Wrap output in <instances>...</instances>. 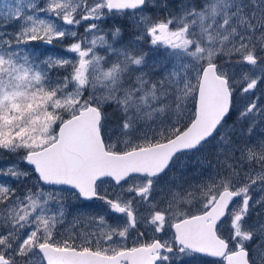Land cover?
<instances>
[{
    "label": "snow or ice",
    "instance_id": "snow-or-ice-1",
    "mask_svg": "<svg viewBox=\"0 0 264 264\" xmlns=\"http://www.w3.org/2000/svg\"><path fill=\"white\" fill-rule=\"evenodd\" d=\"M149 6L0 0V152L19 156L0 168V264H256L253 253L264 264V197H252L264 191V132L253 144L254 123L247 140L236 131L264 118L249 100L264 83V0L185 3L161 18ZM125 29L134 39L116 48ZM98 48L117 59L105 67Z\"/></svg>",
    "mask_w": 264,
    "mask_h": 264
},
{
    "label": "rangeland",
    "instance_id": "rangeland-1",
    "mask_svg": "<svg viewBox=\"0 0 264 264\" xmlns=\"http://www.w3.org/2000/svg\"><path fill=\"white\" fill-rule=\"evenodd\" d=\"M204 2V0H155V3L157 4V7H151V10L149 11L148 9H145V13L147 15L152 16L153 18H161V17H167L168 13H173L176 14L180 11L181 6L185 3H190L192 5H202ZM167 5L166 8H162L161 6L163 5ZM42 6V5H41ZM112 26V20H108L105 23H103L101 25V27L105 30L108 31ZM79 31L81 33H83L84 29L83 27H81L79 29ZM134 33L130 30V29H125L124 33H123V37L121 39V42L119 44H116L115 47L116 48H121L122 46H126L129 44V42H131L134 39ZM109 40L111 42V37L109 36ZM143 43V42H141ZM29 47H35L38 51L41 50H45L47 49V51H45V55L49 54V52L54 53V54H63V48L64 45L57 43L53 46H47V45H43L40 42H34L33 45H30ZM149 48V45L146 43H143V50L147 51ZM140 48L137 47V51H139ZM97 53L100 56H104L106 58V64L105 67L110 66V64L112 62H114L117 57L115 55L110 54L106 49L103 48H98L97 49ZM41 59H43V56L41 57ZM153 61L151 59H149L148 64L149 67L144 68L145 72H148L150 75L152 74L153 71H155L154 69L151 68ZM53 77L56 76V73L53 72L52 73ZM61 76L64 75V73L61 71L60 73ZM135 75H139V73H134L132 75V78H135ZM159 76L157 75H152V79H158ZM127 79V78H126ZM258 99V103L260 106L264 107V83H261L258 85V88L255 90L254 95H250L249 100L251 99ZM236 107H242V104L238 98L237 100V104ZM108 112H111V108H109L107 110ZM236 121V116L233 115L232 119L228 121L229 125L233 124V122ZM255 124V130L254 133L252 134V143L253 144H257L259 142V140L261 139V134L262 132H264V118L262 117H257V119L255 121L249 120L247 122H236V131L237 133H239L241 131V124H244V137L243 140H247V127ZM242 140V143H243ZM215 143V141H213V144ZM213 152L214 150L212 149V145H208L206 146V150L204 153H202L203 156L207 157L208 159H213ZM239 155V153H237V156ZM19 161V156L17 154H13V153H7V152H0V168H5L7 167L9 164L13 163V162H17ZM253 168H255L257 171L259 170V165H253ZM248 169V165L245 164V171H247ZM170 176L172 175L171 173L169 174ZM196 177V173L194 171V169H190L189 171H187L185 173V178L188 180L189 183L193 182L194 178ZM0 182H4V183H8L10 182V178H2L0 177ZM12 187L18 188L19 191H23V187L19 184H15L13 183L11 185ZM252 197L253 200L256 199H260L261 197H264V191L260 190V186L257 185L254 190L252 191ZM69 205L74 204L75 202L72 200L68 201ZM99 202H97L98 204ZM163 206V205H162ZM69 211V215L67 216L66 219V223L62 226V228H69L72 224L73 221V217L75 214V210L72 207H69L68 209ZM257 211H261V209L259 208V206L257 207V209L255 211H253L251 213V216L248 218L247 220V224H251L253 223L256 219H257ZM261 220H264V217H260ZM228 224L225 223L224 225L221 226V231L222 234L224 236L228 235ZM140 230H143V225L140 226ZM135 237H136V232H132L131 236L129 237L127 243L128 246H132L133 242L135 241ZM258 241L254 240L249 244V249L250 251L254 248H256ZM253 256L256 260V264H261V260L258 256H256L255 253H253ZM216 258H210V257H201V256H197L196 259L193 261V264H208L209 261L215 260ZM222 264V262H221Z\"/></svg>",
    "mask_w": 264,
    "mask_h": 264
},
{
    "label": "flooded vegetation",
    "instance_id": "flooded-vegetation-1",
    "mask_svg": "<svg viewBox=\"0 0 264 264\" xmlns=\"http://www.w3.org/2000/svg\"><path fill=\"white\" fill-rule=\"evenodd\" d=\"M163 1H165V0H163ZM146 9H148L149 11L151 10V6H149L148 8H146Z\"/></svg>",
    "mask_w": 264,
    "mask_h": 264
}]
</instances>
